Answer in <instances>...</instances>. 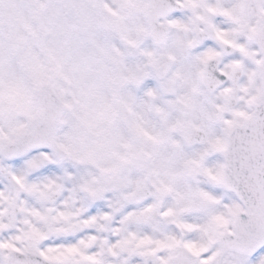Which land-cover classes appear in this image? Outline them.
<instances>
[{"label": "flooded vegetation", "instance_id": "1", "mask_svg": "<svg viewBox=\"0 0 264 264\" xmlns=\"http://www.w3.org/2000/svg\"><path fill=\"white\" fill-rule=\"evenodd\" d=\"M151 1L166 9L172 7L169 2L173 3L170 16L178 15L177 19L170 20L168 16L157 21L161 31H168L159 45L153 43L147 31L145 9L150 0H0V154L13 146L36 116L34 62L30 59L35 52L36 28L41 39H48L52 33L46 28L58 20L62 23V42L69 48L74 44L80 47L76 50L77 57L94 55L107 48L100 56L106 69H95L92 74L96 98L90 102H71L60 94L65 113L56 138L58 147L67 145V137L90 139L93 137L90 125L96 124V137L108 133L117 139L122 131L128 138L139 137L143 132L142 138L149 136L156 140L154 147L165 148L178 157L181 168L195 160L197 165L186 170L187 175H199L201 171L209 174L216 169L212 167L213 160L219 161L220 167L221 147L229 127L225 117L231 125L241 122L248 114L249 102L264 94V50L261 52L257 43L264 17L257 8L251 15L237 10L233 26L228 27L227 18L236 9L229 13L222 8L215 10V3L209 1L206 5L203 2L197 8L198 14L193 15L190 5L182 0ZM221 24L226 26L225 31H219ZM245 26L246 36L239 40L237 36ZM225 37L229 38L227 48L243 50L238 65L229 73L231 91L223 95L222 108L217 110L211 103L215 89L211 67L205 64L198 68L192 52L204 38H211L222 49L218 60L228 54L224 51ZM165 61L170 65L168 73L163 67L154 68ZM103 73L108 75V88L97 89V75L100 78ZM237 112L244 115L237 116ZM138 122L146 130L140 127L138 130ZM100 125L107 132L101 131ZM217 138L222 141L220 145H215ZM13 149L7 153L15 155ZM127 162L102 169L108 178L99 182L96 177V184H102L97 187L100 198L104 197L103 191L125 193L124 201L133 203L135 194L146 189L148 196L155 199L151 186L138 189L132 185L126 176L135 172L132 155ZM74 165L81 169L89 166ZM154 201L157 208L162 207L159 201Z\"/></svg>", "mask_w": 264, "mask_h": 264}, {"label": "snow or ice", "instance_id": "2", "mask_svg": "<svg viewBox=\"0 0 264 264\" xmlns=\"http://www.w3.org/2000/svg\"><path fill=\"white\" fill-rule=\"evenodd\" d=\"M225 30L221 24L219 31ZM228 42L225 37L228 54L218 60L222 49L211 38L192 52L198 68L211 67V103L217 110L231 91L229 73L243 50L232 51ZM225 123L231 126L227 117ZM221 143L217 138L215 145ZM13 151L0 154V264H209L216 245L225 252V264H239L236 249L249 239L243 264H264V237L250 235L244 214L233 230L228 220L233 198L220 188L201 183L206 203L191 215L185 214L184 201L157 208L151 197L125 204L117 192L92 199L86 194L94 191L90 174L69 160L58 161L45 141L32 140ZM209 175L217 178L215 172ZM181 230L191 236L177 238Z\"/></svg>", "mask_w": 264, "mask_h": 264}, {"label": "rangeland", "instance_id": "3", "mask_svg": "<svg viewBox=\"0 0 264 264\" xmlns=\"http://www.w3.org/2000/svg\"><path fill=\"white\" fill-rule=\"evenodd\" d=\"M182 1L185 4L190 5L193 15L198 14V10L200 9L197 8L201 7L203 2L205 5L209 1L214 2L215 10L221 8L219 4L220 0ZM233 1V5L235 6L234 8L236 10L234 11L233 16H228L227 18V22L229 23L228 27L233 26L235 22L234 14L237 10H239L240 14H242L244 11V14L247 13L246 15H251L253 14L254 9L257 8L259 10V15L264 17V0ZM39 13L42 14V11ZM39 13L36 12V17L39 15ZM61 25L62 23L60 24V21L55 20L52 24V27L46 28L52 33V36L48 39H41V36L38 33V28H36L34 43L35 52L34 56L30 58L34 62L33 69L36 90L42 84L50 83L55 88V92L57 94H61L68 101L74 102L76 100H83L85 102H90L96 98V94L92 90V79H94L92 74L94 75L93 71L95 69H106V62H102V58L100 56L107 52V48L104 47L103 50L94 55H83V57L79 58L76 55V50L80 49L78 45L74 44L69 48L65 42H62L60 37ZM246 28L247 27L245 26V28H243V33H239L237 36L239 40L246 36ZM181 30H183L182 27ZM98 47L99 45L97 48ZM80 68L82 71H79ZM29 70L31 71V67ZM96 81H98L95 83L97 89L101 88L103 90L104 88H108V75L103 73L102 77L100 78L97 75ZM247 112L249 113V110H247ZM136 125L138 126V130H140V128L146 130L143 123L138 122ZM90 127V134L93 137L88 140L81 138L79 140L72 138L69 139V137H67V145L64 146V149L68 153L69 161H71L73 164L83 163L89 165L88 167L83 168V170L90 174V181L91 185H94V191H87V195L93 194L95 198L99 199L100 194L97 187L101 186L102 184H96V177L98 176L97 180L99 182L106 181L108 177L105 172L102 171V169H107L112 164L118 165L120 163H128L127 161L130 155H132L133 159H136L140 156H145L148 158V164L144 173L131 172V177H129L130 174H128L126 175L127 178H129V181H132V185H137L136 187H138V189L142 186H151L155 191V199L153 200L159 201V205L161 204L162 207L172 206L179 203L180 201H184L186 204L185 214L191 215L193 214L194 210L199 209L203 203H206V201L200 195L199 185L201 183L207 184L213 188L221 189L220 184L217 182V178L219 177L218 173H220L221 170V164L220 167H218L219 161H212V167L215 166L216 168L212 169V172L217 173V178L215 180H213L211 176L209 178L208 173L202 174V171L199 173V175L197 173L187 175L186 170L192 169L195 164L197 165V163L194 162L195 160L188 161L189 163H185V166L181 168L180 162L177 161L178 157L176 158L173 156L165 148L154 147L156 140L150 138L149 136L147 138H142L144 135L143 132H141L142 136L136 137L135 135H129L128 138L126 137L124 131H122L119 137L116 139L113 136L110 137L108 133L104 134L102 137H96L94 133L96 132L97 125H90ZM99 127L102 129L103 126L100 125ZM101 131L107 132V128H104ZM71 135L75 136V133H72ZM80 135L82 138L85 137L82 134ZM143 139H145L144 142L146 144L140 142ZM207 178H209L210 181H208ZM91 185H89V187ZM119 194L121 195L122 201L126 204L124 201L125 193ZM227 194L233 198L232 208L230 209L228 216L229 223L231 224L233 214L242 208L231 193ZM189 236H191V233L185 232L184 230H181L177 233V238L180 239H185ZM218 253L219 248L218 245H216L215 259L214 261H210L209 264H225L224 258H222L220 261H217ZM238 257L240 258L239 264H243V257Z\"/></svg>", "mask_w": 264, "mask_h": 264}, {"label": "water", "instance_id": "4", "mask_svg": "<svg viewBox=\"0 0 264 264\" xmlns=\"http://www.w3.org/2000/svg\"><path fill=\"white\" fill-rule=\"evenodd\" d=\"M150 6L146 11L148 30L152 33L154 42H157L161 39L158 34L160 30L155 21L159 17L167 16L170 11L165 8H159L158 11V9H154V6ZM37 100L40 114L38 118L40 120L44 115L49 116L48 125L51 124V134L44 137L27 133L21 140L26 142L41 139L47 145H51L53 152L58 157L62 153L55 146L54 139L55 132L61 123V107L48 87H43L39 91ZM252 106L254 113L244 121L242 126H235L228 133L223 150L222 185L235 195L244 208L243 213L239 212L235 215L233 230L237 231L240 215L244 214L249 217L250 235L264 237V97L257 99ZM47 109L48 113L44 114ZM54 109H56V113H52ZM138 163L140 170L145 168V160H139ZM250 246L251 240H246L236 249V252L245 255Z\"/></svg>", "mask_w": 264, "mask_h": 264}, {"label": "bare ground", "instance_id": "5", "mask_svg": "<svg viewBox=\"0 0 264 264\" xmlns=\"http://www.w3.org/2000/svg\"><path fill=\"white\" fill-rule=\"evenodd\" d=\"M220 4H221V8H222L223 12L229 13L232 10L235 9L234 8L235 6L233 5L234 4V1L233 0H222L220 2ZM224 254H225V252H224Z\"/></svg>", "mask_w": 264, "mask_h": 264}]
</instances>
